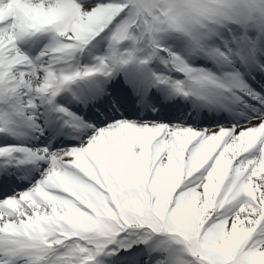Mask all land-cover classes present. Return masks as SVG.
<instances>
[{"label":"snow or ice","instance_id":"obj_1","mask_svg":"<svg viewBox=\"0 0 264 264\" xmlns=\"http://www.w3.org/2000/svg\"><path fill=\"white\" fill-rule=\"evenodd\" d=\"M0 264H264V0H0Z\"/></svg>","mask_w":264,"mask_h":264},{"label":"bare ground","instance_id":"obj_2","mask_svg":"<svg viewBox=\"0 0 264 264\" xmlns=\"http://www.w3.org/2000/svg\"><path fill=\"white\" fill-rule=\"evenodd\" d=\"M156 94H158V95H159V93H158V92H156Z\"/></svg>","mask_w":264,"mask_h":264}]
</instances>
